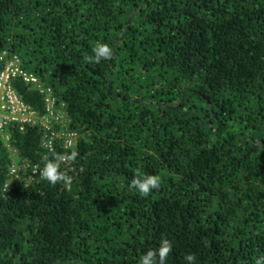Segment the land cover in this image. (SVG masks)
<instances>
[{
    "label": "trees",
    "instance_id": "16d2710c",
    "mask_svg": "<svg viewBox=\"0 0 264 264\" xmlns=\"http://www.w3.org/2000/svg\"><path fill=\"white\" fill-rule=\"evenodd\" d=\"M97 42L112 58L86 62ZM9 64L35 115L65 108L53 151L34 124L0 139V264H139L161 239L166 264L264 256V0H0ZM73 151L70 184L33 174Z\"/></svg>",
    "mask_w": 264,
    "mask_h": 264
},
{
    "label": "built area",
    "instance_id": "2783aa9c",
    "mask_svg": "<svg viewBox=\"0 0 264 264\" xmlns=\"http://www.w3.org/2000/svg\"><path fill=\"white\" fill-rule=\"evenodd\" d=\"M18 73V69L12 64L5 67L0 75V139L4 142L10 140L9 135L6 133V128L11 123L25 124H40L43 129L44 137L42 139L43 147L48 148L50 151L54 150L55 140L59 138L61 133L54 131L53 121L62 123L64 113L62 109L65 104L52 99L47 100V113L41 119H36L35 113L30 108L22 103L18 98L16 92L10 86L11 79ZM25 81L37 83L35 78L26 77ZM39 120V121H38ZM64 146L67 150L73 149L78 141L77 133H68L63 135ZM14 172V170H13ZM34 175H40L41 171L32 169Z\"/></svg>",
    "mask_w": 264,
    "mask_h": 264
},
{
    "label": "clouds",
    "instance_id": "9594fccd",
    "mask_svg": "<svg viewBox=\"0 0 264 264\" xmlns=\"http://www.w3.org/2000/svg\"><path fill=\"white\" fill-rule=\"evenodd\" d=\"M91 53V55L84 57L86 62H95L96 64H99L104 60H110L113 56L112 48L107 43L101 42H97L95 44V46L91 49ZM35 125L40 126V124ZM76 155L77 153L73 151L70 155L57 154L51 160L45 159L43 161L42 171L40 172L41 177L53 185L60 181L70 184L71 177H67L65 173L60 170V167L65 160H74ZM161 179L162 178L158 175H146L144 177L137 176L132 179L130 187L141 195H148L153 190L159 188ZM172 249L173 244L170 240L161 239L158 247L149 249L140 256L139 264H166V260L172 252ZM184 259L186 264H196V256L194 254H187ZM255 264H264V256L257 258L255 260Z\"/></svg>",
    "mask_w": 264,
    "mask_h": 264
},
{
    "label": "flooded vegetation",
    "instance_id": "af4514ba",
    "mask_svg": "<svg viewBox=\"0 0 264 264\" xmlns=\"http://www.w3.org/2000/svg\"><path fill=\"white\" fill-rule=\"evenodd\" d=\"M35 117H36V119H41L42 117H39V116H37V115H35ZM39 121V120H38Z\"/></svg>",
    "mask_w": 264,
    "mask_h": 264
}]
</instances>
